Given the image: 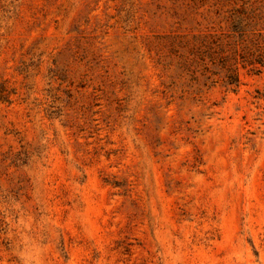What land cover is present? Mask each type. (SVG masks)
I'll list each match as a JSON object with an SVG mask.
<instances>
[{
  "label": "rangeland",
  "instance_id": "1",
  "mask_svg": "<svg viewBox=\"0 0 264 264\" xmlns=\"http://www.w3.org/2000/svg\"><path fill=\"white\" fill-rule=\"evenodd\" d=\"M0 264H264V0H0Z\"/></svg>",
  "mask_w": 264,
  "mask_h": 264
},
{
  "label": "trees",
  "instance_id": "2",
  "mask_svg": "<svg viewBox=\"0 0 264 264\" xmlns=\"http://www.w3.org/2000/svg\"><path fill=\"white\" fill-rule=\"evenodd\" d=\"M232 75H233L234 79H233V81H229V84H230V83H235V82H236V80H237V79H236V77H235V73H234V72H233V74H232Z\"/></svg>",
  "mask_w": 264,
  "mask_h": 264
}]
</instances>
